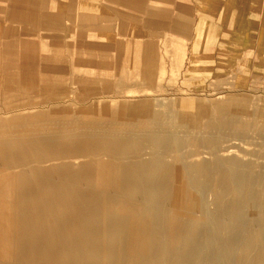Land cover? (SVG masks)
Instances as JSON below:
<instances>
[{
	"label": "bare ground",
	"instance_id": "bare-ground-1",
	"mask_svg": "<svg viewBox=\"0 0 264 264\" xmlns=\"http://www.w3.org/2000/svg\"><path fill=\"white\" fill-rule=\"evenodd\" d=\"M146 51L128 43L136 72L123 82L143 87L114 93L129 100L96 89L77 99L107 105L74 104L70 91L39 102L27 86L24 104L0 108V264H264V169L239 155L264 133V107L245 122L225 110L232 95L136 98L162 89ZM10 70L7 99L30 81ZM184 149L215 153L185 161Z\"/></svg>",
	"mask_w": 264,
	"mask_h": 264
},
{
	"label": "rangeland",
	"instance_id": "rangeland-1",
	"mask_svg": "<svg viewBox=\"0 0 264 264\" xmlns=\"http://www.w3.org/2000/svg\"><path fill=\"white\" fill-rule=\"evenodd\" d=\"M208 8L217 11L208 12ZM261 8L264 10V0H0V108L7 110L24 104L19 99L24 96L21 90L27 86L37 89L39 102L54 100L51 92L70 91L67 95L73 97L74 104L107 105L108 102H98V96L77 99L96 89L106 91L103 95L108 96L107 101L114 95L117 96L114 101L129 100L130 97H120L114 92L143 87L134 80L123 82L124 77L134 79L132 74L136 72L125 59L126 54L131 56L127 53L128 43L142 41L149 59L158 66L154 72L163 71L164 78L161 90L151 92V97L138 92L136 98L188 94L209 103L232 95L230 108L225 109L230 115L237 112L235 118L239 121L260 120L253 113L264 107ZM94 67L95 72L91 71ZM10 69L25 71L30 81L16 85L14 96L7 99V89L11 87L5 79ZM85 71L89 73L84 74ZM83 75L99 82L83 81ZM237 98L240 100L235 101ZM187 102L179 103L180 107H192ZM48 103L42 108H48ZM237 104L240 107L243 104L242 108ZM254 137L257 138L250 141L247 152L239 155L245 163L258 164L255 168L260 170L264 169V148H260L264 133ZM183 151L185 156L192 155L185 161L210 158L215 153L207 149H201L200 155L188 149ZM82 185L87 188L85 183ZM200 187L204 197L211 192L209 183ZM201 212L200 205L194 216ZM202 234L200 229L198 242ZM199 247L201 250V244Z\"/></svg>",
	"mask_w": 264,
	"mask_h": 264
},
{
	"label": "crops",
	"instance_id": "crops-1",
	"mask_svg": "<svg viewBox=\"0 0 264 264\" xmlns=\"http://www.w3.org/2000/svg\"><path fill=\"white\" fill-rule=\"evenodd\" d=\"M123 11H125V10H123ZM132 11L134 12L135 10L132 8ZM203 11H206V10H203ZM207 11L208 12H214V11H217V10H215V9H207ZM261 12H264V10H263V8H261V10H260Z\"/></svg>",
	"mask_w": 264,
	"mask_h": 264
}]
</instances>
